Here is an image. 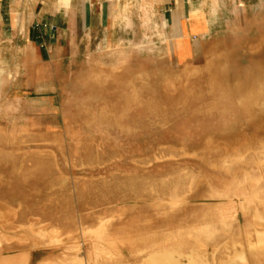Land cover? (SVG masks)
<instances>
[{
  "label": "rangeland",
  "instance_id": "obj_1",
  "mask_svg": "<svg viewBox=\"0 0 264 264\" xmlns=\"http://www.w3.org/2000/svg\"><path fill=\"white\" fill-rule=\"evenodd\" d=\"M31 10L33 46L0 48V249L39 230L61 244L31 264H264V0Z\"/></svg>",
  "mask_w": 264,
  "mask_h": 264
},
{
  "label": "bare ground",
  "instance_id": "obj_2",
  "mask_svg": "<svg viewBox=\"0 0 264 264\" xmlns=\"http://www.w3.org/2000/svg\"><path fill=\"white\" fill-rule=\"evenodd\" d=\"M63 4L68 5L69 0H62ZM195 27V24L191 25ZM176 49L178 53L182 56L183 52H188L190 50L189 44L187 42L179 41L176 44ZM2 242L4 238L0 236ZM61 242L55 237L50 236L46 237L42 231H36L33 233V238L31 244L21 246V245H5L0 249V264H31V252L32 248H37L39 246L53 248L59 247ZM20 249V254L16 256L3 257L2 252L8 251L11 249ZM69 253L67 252V257H64V260L61 262H56L53 264H117L112 257H110V252L107 248L102 246L101 248L98 245L93 244L88 252L85 255H82L81 248L77 245L69 247ZM154 264H158L157 262ZM241 264H251L249 259L246 257L241 258Z\"/></svg>",
  "mask_w": 264,
  "mask_h": 264
},
{
  "label": "crops",
  "instance_id": "obj_3",
  "mask_svg": "<svg viewBox=\"0 0 264 264\" xmlns=\"http://www.w3.org/2000/svg\"><path fill=\"white\" fill-rule=\"evenodd\" d=\"M47 1L0 0V48L14 41H20L24 46H33L30 41L33 36L31 9L37 7L46 9ZM183 2L185 3V1ZM179 4L177 3V9L179 8ZM190 31L192 32L187 23L182 25L179 40L187 42L186 39L189 38ZM188 52H183L182 55L189 54Z\"/></svg>",
  "mask_w": 264,
  "mask_h": 264
}]
</instances>
